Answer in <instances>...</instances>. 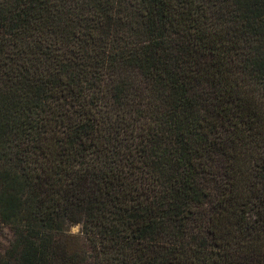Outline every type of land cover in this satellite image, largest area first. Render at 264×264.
Masks as SVG:
<instances>
[{"label": "trees", "instance_id": "1", "mask_svg": "<svg viewBox=\"0 0 264 264\" xmlns=\"http://www.w3.org/2000/svg\"><path fill=\"white\" fill-rule=\"evenodd\" d=\"M0 264H264V0H0Z\"/></svg>", "mask_w": 264, "mask_h": 264}, {"label": "rangeland", "instance_id": "2", "mask_svg": "<svg viewBox=\"0 0 264 264\" xmlns=\"http://www.w3.org/2000/svg\"><path fill=\"white\" fill-rule=\"evenodd\" d=\"M78 232H79V227L78 226H74L71 228V233L74 234V235H78ZM83 242V240H82Z\"/></svg>", "mask_w": 264, "mask_h": 264}]
</instances>
